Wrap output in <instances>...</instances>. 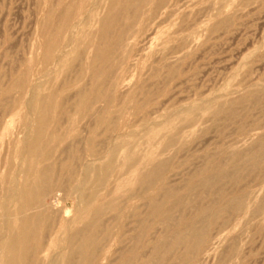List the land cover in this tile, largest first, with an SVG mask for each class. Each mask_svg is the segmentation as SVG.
Here are the masks:
<instances>
[{"label": "bare ground", "instance_id": "bare-ground-1", "mask_svg": "<svg viewBox=\"0 0 264 264\" xmlns=\"http://www.w3.org/2000/svg\"><path fill=\"white\" fill-rule=\"evenodd\" d=\"M166 1L45 0L47 9L42 24H38L35 56L31 53L33 58L28 59L29 55L28 60L18 62L19 68L0 67V177L6 176V184L0 188V264H202L201 256L213 249L207 247L212 230L225 227L231 214L245 209L247 192L242 186L235 191L234 186L253 171L264 172V130L251 141L249 137L244 149L232 143L229 148L220 144L215 151L206 150L199 159L202 165L189 171L181 184L166 181V174L184 147L175 148L185 133L176 136L172 132L163 139L164 149L175 148L170 156L120 150L118 136L122 132L116 117L129 107L147 114L145 106L151 102L156 86L150 89L151 82L136 79L139 82L133 89L122 93V87L120 93V75L111 76L116 64L113 58L128 44L126 40H131L132 28L143 19L146 22ZM226 23L223 19L218 26ZM178 62L175 64H181L180 58ZM175 64L165 65L171 79L178 72ZM151 73L158 85L164 75L158 68ZM45 87L47 93H40ZM26 97L28 112L20 121L23 127L15 131L10 126L13 115L18 114ZM259 98L251 91L242 99L220 105L214 114H220L226 122L233 121L240 117V108ZM98 102L104 106L94 109ZM150 110L148 113L153 108ZM81 114L93 117L83 139L81 131L64 123L73 116L81 121ZM263 125L257 122L254 126ZM247 129L244 121L238 126L241 133H247ZM263 206L261 199L252 211ZM234 249L230 245L227 254Z\"/></svg>", "mask_w": 264, "mask_h": 264}, {"label": "rangeland", "instance_id": "rangeland-1", "mask_svg": "<svg viewBox=\"0 0 264 264\" xmlns=\"http://www.w3.org/2000/svg\"><path fill=\"white\" fill-rule=\"evenodd\" d=\"M44 1L45 0H0V55L2 56H0V61L2 60V62H0V67H4L3 70L8 68V70H10L15 67L19 68L20 62L33 58V55L35 56L36 39L38 40L37 28H39L38 26L42 24L45 18L44 13L46 12H44V10L47 7ZM166 3L158 7V9L146 19V22H143L145 20L143 19L141 23H138L139 25H135L139 30H137L135 26L132 28L131 32L135 30L138 34L135 31L131 33L133 36V39L131 36L132 42H128L131 41L129 38L126 40L127 42L125 41L128 44L125 43L126 45H124V47L116 51L114 55L115 58H113L116 64L114 65V71L111 76L113 79L114 74L117 78H119L118 75H120L121 84L118 88L120 93L122 87V93H124L128 91V88L129 90L133 89L135 84L142 81V79L148 84H150V82L151 84L154 83L152 84L153 86L147 84L148 87L151 86L150 89L156 86V88L154 87L155 89H153L155 91L151 97L152 103L150 102L151 104L148 103L147 106H145L147 114L142 111L135 112L133 108L129 107L125 114L116 117L117 121L121 124L119 133L122 132L123 135V137H121V134L118 136L121 146L120 150L129 149V151L136 152L137 155L152 154L158 157H166L172 155L175 148L178 146H184L174 157L175 164L167 172V177L165 176L166 181L169 182V180H171V183L181 184L184 182L183 180L189 171H194L202 165V155L206 150L215 151L216 147L220 144H224L225 147H228L232 143L237 146L239 145L238 147L240 149H244L248 146L247 143L250 142L252 138L264 130V125L259 127L254 126L257 122H264V85H261L264 84V0H223V3L222 0H167ZM219 4H222V8L219 7ZM221 12H225V14ZM155 18L157 19L155 20ZM148 19L151 20L149 21ZM223 19H227V23L223 26H218L219 22ZM184 39H186V41ZM134 40L137 42L135 43ZM132 43L134 44L132 45ZM8 44L12 46L10 47ZM131 46H134V49L131 48ZM138 48L142 49L140 50ZM2 52L3 54H1ZM118 52L121 55H119ZM128 52H131V54ZM149 53L152 54L149 55ZM144 54H147V56H144ZM128 55L130 56L128 57ZM22 56L25 57V59H22ZM121 56L126 59H122ZM117 57H119V59L121 58L120 63L122 64H119V59ZM127 58L128 60L130 59L129 62ZM179 58L181 64H178ZM176 61L178 65L175 64ZM142 62H144V65H142ZM4 63L5 66H3ZM130 63L132 65H130ZM169 63H174L178 68L177 74L172 79L166 75L167 71L165 65ZM16 65H18V67ZM10 66H12V68H10ZM117 67L120 68L118 69ZM162 67L164 68V72H162ZM157 68L158 71L161 72L160 74L164 75L163 78L159 79L158 85L156 83L157 80L151 77V72ZM132 69L133 71L136 70V72H133ZM141 72L142 74L140 75ZM123 74L125 75L123 76ZM121 76H123V78ZM140 76L142 77L141 79ZM145 78H147V80H145ZM136 79H139V81H136ZM86 80L87 76L81 80V85L84 84ZM125 80H127V83H124L126 82ZM41 81H44L43 78ZM257 83L259 85H257ZM130 84H132V86H130ZM46 85H48V83ZM47 87L40 90V93L46 94L48 91ZM251 91L257 92L260 98L257 102H248L243 108H240V117L233 121L226 122L222 119L220 114H214L220 105H227L228 102L233 99H242ZM216 94L217 98L215 96ZM206 95L208 97L207 99ZM27 99V97L24 98L25 101L18 111V114L15 113L13 115V122L10 126L11 128L13 127L12 129L15 131L23 127L20 121L23 120L22 117L24 118L28 112L25 105V103L28 102ZM202 100L206 101V103ZM102 104L103 102L96 103L94 109L103 107L104 105L102 106ZM186 104H188V106H186ZM156 106H159V108ZM152 108L153 110L149 112V114L148 111ZM154 108L157 109L156 112ZM172 109L175 111L173 110L172 112ZM160 111L163 112L161 113ZM24 112L26 114H24ZM167 112L168 115H166ZM171 112L172 114H170ZM140 115L142 117H140ZM150 115H152V117ZM156 116H160L161 118H157ZM76 117L77 116H73L70 120L65 119L64 123L69 125L68 127L76 128L81 131V139H83L89 132L93 117L92 115L90 116V114H81V121H78ZM208 118L211 119L209 120ZM16 119H18V121ZM191 119H193V122H191ZM243 121L246 122L248 128V132L245 134L238 130L239 124ZM71 122L73 123L70 124ZM151 123L152 126L150 125ZM80 127H84L83 130ZM85 128L86 130H84ZM141 129H143V131H141ZM134 131L135 137H133ZM172 132H175L176 136H181L182 133H185L183 137L184 140L178 143L175 148H170L171 150L164 149L163 139ZM23 135L24 134L20 135V139L23 138ZM251 135L253 136L251 137ZM4 153L5 152L2 151V154ZM178 156L179 159L177 158ZM194 157L196 160L193 159ZM189 163L191 165H189ZM184 168L187 169L185 170ZM257 172L253 171L248 174L238 186H234L235 191L242 186L248 194H246L245 197V209L237 214H231L225 227L220 228V226H216L214 230H212L207 247L211 246L213 249L204 257L201 256L203 260L200 258L199 261L202 262V264H264V206L257 212L252 211L256 203L261 199L264 200V172ZM5 182L6 176L4 174L0 177V188L6 184ZM227 187H229V190L234 191L231 185H227ZM206 201L207 199L205 198L204 202ZM190 211L191 210L185 212L188 214ZM230 245H234L235 249L227 254L226 251ZM223 257L225 258L224 260H222ZM168 264H174V262L169 261Z\"/></svg>", "mask_w": 264, "mask_h": 264}]
</instances>
